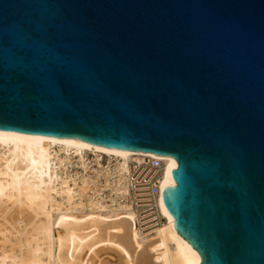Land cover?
Listing matches in <instances>:
<instances>
[{"label": "water", "instance_id": "water-1", "mask_svg": "<svg viewBox=\"0 0 264 264\" xmlns=\"http://www.w3.org/2000/svg\"><path fill=\"white\" fill-rule=\"evenodd\" d=\"M0 130L173 158L198 264H264V0H0Z\"/></svg>", "mask_w": 264, "mask_h": 264}, {"label": "bare ground", "instance_id": "bare-ground-1", "mask_svg": "<svg viewBox=\"0 0 264 264\" xmlns=\"http://www.w3.org/2000/svg\"><path fill=\"white\" fill-rule=\"evenodd\" d=\"M87 152L124 162L149 155L0 130V264H198L161 200L167 223L142 235L131 211L105 212L86 179L69 180L63 168ZM152 156L166 163L161 187L173 184L176 161Z\"/></svg>", "mask_w": 264, "mask_h": 264}, {"label": "built area", "instance_id": "built-area-1", "mask_svg": "<svg viewBox=\"0 0 264 264\" xmlns=\"http://www.w3.org/2000/svg\"><path fill=\"white\" fill-rule=\"evenodd\" d=\"M152 155H132L124 162L87 152L83 163L73 158L63 172L69 180L86 179L89 197L105 212L131 211L137 231L144 235L167 223L160 208L166 163Z\"/></svg>", "mask_w": 264, "mask_h": 264}]
</instances>
